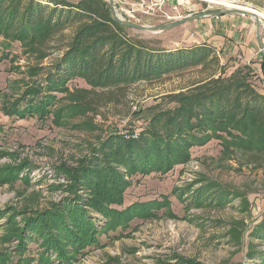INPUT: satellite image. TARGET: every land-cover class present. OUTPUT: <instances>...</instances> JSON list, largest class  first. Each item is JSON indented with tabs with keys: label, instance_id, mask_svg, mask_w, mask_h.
I'll return each mask as SVG.
<instances>
[{
	"label": "trees",
	"instance_id": "1",
	"mask_svg": "<svg viewBox=\"0 0 264 264\" xmlns=\"http://www.w3.org/2000/svg\"><path fill=\"white\" fill-rule=\"evenodd\" d=\"M131 30L113 19L106 0H0L2 41L18 43L39 61L51 57L46 66L33 69L35 83L27 84L18 98L3 106L8 117H51L52 123L62 120L66 126L78 118L69 125L87 131L100 107L122 102L131 85L197 74L165 95L167 106H156L138 131H109L91 142L74 166H54L55 177L66 180L57 185L65 193L58 201L29 214L9 210V225L14 229L9 238L16 240L11 253L18 256L15 264H73L91 248L105 244L101 235L113 239L132 218L155 215L154 210L162 207L157 201L118 208L130 185L127 178L186 163L192 148L212 138L226 149H240L247 160L264 162V93L250 81L247 66L228 73L211 46L166 48ZM74 79H82L89 89H69ZM11 172V166L0 167L2 176ZM203 185L197 193L209 191ZM196 198L189 195L192 201ZM260 229L253 235L264 237V219ZM30 243L38 248V258L27 252ZM5 250L0 249V264H8ZM256 257L261 261L252 264H264V252H247L249 260ZM174 259L175 264H200L180 256Z\"/></svg>",
	"mask_w": 264,
	"mask_h": 264
},
{
	"label": "rangeland",
	"instance_id": "2",
	"mask_svg": "<svg viewBox=\"0 0 264 264\" xmlns=\"http://www.w3.org/2000/svg\"><path fill=\"white\" fill-rule=\"evenodd\" d=\"M68 1L75 3L78 0ZM112 2L120 19L147 26L206 10L249 7L264 13V0H226L225 3L234 5L232 7L210 0ZM257 16L262 28L264 18ZM179 26L158 33L131 31L144 39H156L161 46L173 48L178 47L175 42L184 31ZM0 41V55H3L0 62V124H3L0 167L11 166L13 170L10 174H0V249H6L8 264H15L18 256L11 253L16 240L9 238L14 231L9 225V210L29 214L30 210L44 209L58 201L65 193L57 185L66 180L55 177L54 166L61 163L74 166L76 158L87 153L88 145L109 131H138L156 106H167L165 95L177 91L197 74L137 82L130 86L122 102L101 106L88 126L90 129L78 130L69 125L78 122V118L70 120L66 126L62 120L52 123L51 117L16 119L3 114L4 105L18 98L27 84L35 83L31 76L33 69L46 66L51 57L39 61L24 53L18 43L6 45L1 37ZM261 59L264 60V53ZM219 61L222 65L221 59ZM226 63L222 65L224 68H227ZM247 68L250 81L257 89L264 83V73H261V79H256L254 68L249 65ZM68 88L79 90L89 89V86L82 79H74L68 83ZM133 106L137 108L133 109ZM229 148H224L219 139L212 138L205 145L192 148L186 163L174 164L165 172L135 173L126 177L130 185L126 188L123 205L118 208L135 202L156 201L162 207L155 209L153 216L132 218L113 239L107 234L101 235L100 241L105 244L91 248L73 264H175L174 256L193 259L200 264L259 263V257L249 260L247 252L250 249L256 253L264 252L263 235H253L256 230L263 231L260 226L264 219V162L254 163L247 160L240 149ZM201 184L209 186L207 193H202L205 189L197 193ZM191 194L197 196L194 201L189 199ZM19 218L21 216L16 217L18 222ZM27 252L38 258L39 250L34 243L29 244Z\"/></svg>",
	"mask_w": 264,
	"mask_h": 264
},
{
	"label": "crops",
	"instance_id": "3",
	"mask_svg": "<svg viewBox=\"0 0 264 264\" xmlns=\"http://www.w3.org/2000/svg\"><path fill=\"white\" fill-rule=\"evenodd\" d=\"M179 27L184 28V31L175 42L176 46H211L217 51L222 65L227 62L226 71L230 69L228 72H231L237 67L249 65L257 73L254 78L263 77L260 52L262 28L259 21L251 16L238 13L202 16ZM257 90L264 93V83H260Z\"/></svg>",
	"mask_w": 264,
	"mask_h": 264
},
{
	"label": "water",
	"instance_id": "4",
	"mask_svg": "<svg viewBox=\"0 0 264 264\" xmlns=\"http://www.w3.org/2000/svg\"><path fill=\"white\" fill-rule=\"evenodd\" d=\"M109 6H110V10H111V14L113 19L116 22H121L124 26L133 29V30H137V31H148L151 33H158V32H163V31H167L169 29H172L176 26H179L187 21L205 16V15H213V16H220V15H226V14H232V13H238V14H244V15H248V16H252L254 19H256L257 21H259L260 19L258 18L257 14L255 12H249L246 10H242L241 8H227L224 10H206L200 13L194 12L192 14L189 15H185L183 17H179L177 19L171 20L169 22L166 23H162L159 25H152V26H147V25H141V24H137L135 22H132L130 20H126V19H120L114 9H113V2L112 0H109ZM258 39L260 40V37H258ZM262 47V44L260 45Z\"/></svg>",
	"mask_w": 264,
	"mask_h": 264
},
{
	"label": "bare ground",
	"instance_id": "5",
	"mask_svg": "<svg viewBox=\"0 0 264 264\" xmlns=\"http://www.w3.org/2000/svg\"><path fill=\"white\" fill-rule=\"evenodd\" d=\"M211 2H214V3H218V4H223V5H225V6H229V7H232V6H234V5H231V4H229V3H225V1L224 0H210ZM235 6H237V5H235ZM239 7V6H238ZM241 9L242 10H246V11H249V12H256V14H258L259 16H262L263 18H264V13H261V12H257V11H253V10H251V9H249V7L247 8V7H245V8H243V7H241Z\"/></svg>",
	"mask_w": 264,
	"mask_h": 264
},
{
	"label": "built area",
	"instance_id": "6",
	"mask_svg": "<svg viewBox=\"0 0 264 264\" xmlns=\"http://www.w3.org/2000/svg\"><path fill=\"white\" fill-rule=\"evenodd\" d=\"M142 6H143V4H142ZM261 37H262V47L260 48V52H262V54H263L264 53V26H263V23H262ZM136 108H137L136 106H133V109H136ZM124 124H125V121H124Z\"/></svg>",
	"mask_w": 264,
	"mask_h": 264
}]
</instances>
